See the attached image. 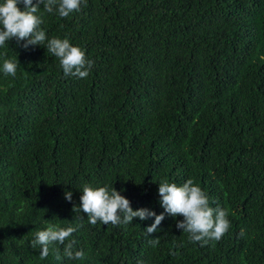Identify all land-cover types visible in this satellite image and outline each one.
<instances>
[{
    "label": "trees",
    "instance_id": "trees-1",
    "mask_svg": "<svg viewBox=\"0 0 264 264\" xmlns=\"http://www.w3.org/2000/svg\"><path fill=\"white\" fill-rule=\"evenodd\" d=\"M37 15L94 65L66 77L45 46H0V264H264V0H87ZM187 179L227 209L219 241L189 242L182 216L148 236L155 217L91 225L73 212L89 184L160 214L159 182ZM49 224L75 226L84 259L63 245L41 259L30 241Z\"/></svg>",
    "mask_w": 264,
    "mask_h": 264
},
{
    "label": "clouds",
    "instance_id": "clouds-1",
    "mask_svg": "<svg viewBox=\"0 0 264 264\" xmlns=\"http://www.w3.org/2000/svg\"><path fill=\"white\" fill-rule=\"evenodd\" d=\"M21 3L24 5L23 10L18 6ZM82 3L86 6L87 0H35V3L33 0H0V46H4L6 41L13 38L17 45L24 49L30 45L45 46L47 52L59 59L66 77L87 78L94 61L87 59L85 51L72 45L67 37L48 38L40 28L43 20L37 15L40 5H43L47 13H53L55 10L61 18H67L70 14L80 11ZM19 66L18 60L5 59L3 72L15 76ZM81 192L80 204L73 205V212L86 213L91 225H95L97 221L104 225H128L136 217L140 220L155 217L154 222L145 229L146 234L150 236L159 230L158 226L166 214L172 217L182 216L183 219L176 222V228L188 234L189 242H199L201 247L206 246L210 240L219 241L230 227L227 209L218 205L211 207L208 195L192 179H187L182 185L169 183L167 180L159 182V203L164 209L160 214L143 207L133 210L130 200L113 186L93 187L85 184ZM65 199L72 200L71 191L65 192ZM75 231V226L65 228L49 224L44 230L36 232L30 246L33 249L40 248L41 259L48 257L51 248L57 260L63 257L82 260L85 257L83 249L74 250L76 241L69 239ZM243 235L242 229L239 236ZM159 242L158 237L149 240L153 247ZM57 245L64 246L63 257ZM137 264L143 262L138 260Z\"/></svg>",
    "mask_w": 264,
    "mask_h": 264
}]
</instances>
